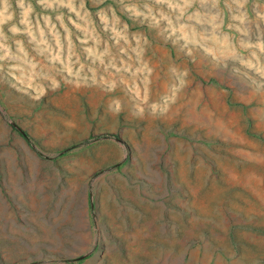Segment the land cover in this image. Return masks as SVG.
Wrapping results in <instances>:
<instances>
[{"label":"rangeland","instance_id":"rangeland-1","mask_svg":"<svg viewBox=\"0 0 264 264\" xmlns=\"http://www.w3.org/2000/svg\"><path fill=\"white\" fill-rule=\"evenodd\" d=\"M25 140L154 211L0 264H264V0H0V169Z\"/></svg>","mask_w":264,"mask_h":264},{"label":"crops","instance_id":"crops-1","mask_svg":"<svg viewBox=\"0 0 264 264\" xmlns=\"http://www.w3.org/2000/svg\"><path fill=\"white\" fill-rule=\"evenodd\" d=\"M167 140L185 139L170 136ZM25 141L23 151L11 153L8 167L0 169V256L48 257L61 252L68 260L76 255V240L81 235L83 241L87 239L92 215L95 224H107L106 218L108 225L117 226V216L123 213L128 218L140 209L147 214L150 208L153 213L154 206L148 204L140 207L138 202L118 198L108 204L90 200L92 169L98 165L92 161L89 141L71 140L63 153H46ZM98 155V160H106L102 153ZM102 181L106 183L105 177ZM81 187V202L76 203ZM150 223L154 224L153 218Z\"/></svg>","mask_w":264,"mask_h":264}]
</instances>
